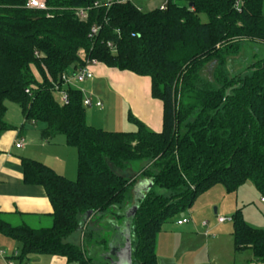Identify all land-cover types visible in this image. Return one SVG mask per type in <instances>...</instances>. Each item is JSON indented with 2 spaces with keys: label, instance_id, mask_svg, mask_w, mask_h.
<instances>
[{
  "label": "trees",
  "instance_id": "obj_1",
  "mask_svg": "<svg viewBox=\"0 0 264 264\" xmlns=\"http://www.w3.org/2000/svg\"><path fill=\"white\" fill-rule=\"evenodd\" d=\"M95 1L103 0H45L47 9L38 10L27 0H0L1 125L6 102H16L26 122L44 123V140L63 136L78 153L75 180L22 158L24 180L45 188L52 211L38 225L12 224L0 211V234L21 243L20 260L47 254L93 264L86 248L70 242L82 216L92 210L102 226L117 218L136 182L150 180L132 218L134 257L158 264L161 226L200 192L218 183L235 191L250 181L264 195L263 0H168L166 9L149 11L130 2L92 8ZM87 7L88 19L77 18ZM94 24L100 29L90 37ZM243 51L246 63L238 58ZM86 58L149 77L163 105L161 131L134 118L132 131L90 126L82 92L70 86L68 102H58L55 84ZM231 221L235 251L252 249L264 264V229L240 210ZM101 230L96 244L106 246Z\"/></svg>",
  "mask_w": 264,
  "mask_h": 264
},
{
  "label": "crops",
  "instance_id": "obj_2",
  "mask_svg": "<svg viewBox=\"0 0 264 264\" xmlns=\"http://www.w3.org/2000/svg\"><path fill=\"white\" fill-rule=\"evenodd\" d=\"M91 69L93 76L77 84L76 87H73L82 92L83 99H91L90 105H84L87 123L89 119H98L99 117L96 115H98L101 110H105L107 112V117L113 118L111 123L113 122L112 126L116 127L114 129L124 125L126 120L132 122L137 129V125L133 120L134 118L144 123L147 128L153 131H161L163 105L160 100L152 97L151 80L149 77L136 75L132 72L122 71L117 68H111L99 62L94 64ZM97 101L102 103L101 107L96 106ZM7 110H9V107ZM6 113L3 117L2 125L0 123V211L8 214L7 218L12 224H18L22 221L35 225L44 224L48 221V215L52 211V206L46 190L41 184L27 183L24 180L22 158L32 159L29 157L35 156H31V149L36 148L34 146L38 143V137L35 134L36 128L40 133L39 138L41 144L49 145L55 141H46L42 138L41 129L45 127L44 123L25 121L24 114L19 104L17 112L15 111L16 118L14 120L7 119ZM20 138L24 139L25 144L23 147L18 148L15 143ZM59 142H62L63 146H70L66 144L65 139ZM58 152L56 155H59ZM50 167L56 173L65 177L70 173L63 168H59V166L55 164ZM136 183H138L139 192L141 193L147 180H140ZM132 202L133 198L127 201V203ZM184 218H189V222L179 224L178 221ZM112 219L108 218L107 222ZM226 221L220 223L217 220V224H223ZM202 223L200 224L201 227H207L208 223L205 226H203ZM104 227L105 226H99L97 230L101 232V228L103 229ZM194 227H196V222L189 216L177 219L176 229L178 230L176 231L179 233L190 234L191 231L195 229ZM173 229H175V227H171V229L167 228L165 232H173ZM132 233H134L133 230ZM209 234V229L203 233L206 237H208ZM160 243L161 235L158 233L155 245L157 262L159 261L158 251ZM90 244H96V242ZM90 244H88V247ZM20 249L21 243L18 240L8 235L0 234V264H7V259H12L14 264H68L65 257L47 254H28L20 260L18 259ZM86 251H88L87 246ZM16 252L18 253L17 256L15 255ZM247 256L249 257L250 254ZM158 264L160 263L158 262ZM260 264L262 263L260 262Z\"/></svg>",
  "mask_w": 264,
  "mask_h": 264
},
{
  "label": "rangeland",
  "instance_id": "obj_3",
  "mask_svg": "<svg viewBox=\"0 0 264 264\" xmlns=\"http://www.w3.org/2000/svg\"><path fill=\"white\" fill-rule=\"evenodd\" d=\"M160 3L161 0L134 1V4L144 11L152 10L159 6ZM243 54L247 55L246 60L248 61V51H243L238 58H243ZM246 60L243 58L242 63H246ZM71 72L72 70H69V73ZM204 75H210V69H207ZM77 84L79 83L73 81L70 87H76ZM68 88L69 85L64 84L62 91H67ZM54 96L58 102L61 101L62 94L60 92L55 91ZM6 106L7 108L9 107L6 118L14 120L18 104L13 101H7ZM96 116L99 118L89 119L88 124L90 126L113 131H131L136 129L135 125L127 120L124 125L114 129L116 127L112 126L113 122L111 123L113 118H108L105 110H101ZM35 134L38 137V143L34 146L36 148H29L32 152L31 156H35L29 158L40 160L49 167L55 164L59 168L70 172L66 176L68 179L75 180L77 177V149L73 146H63L62 142H59L64 141L63 136H57L54 139L55 144L52 142L48 145L40 143V133L37 128ZM57 152L59 155H56ZM133 175V173L128 174L129 177ZM132 196L131 192L130 198ZM263 196L250 181L242 184L235 191H228L224 184L218 183L200 192L190 207L178 211L161 226L158 262L160 264H260L259 260L255 258L252 249H245L242 252L234 250L233 222L231 219L240 210L242 218L252 227L264 229V202L261 201ZM185 216L191 217L196 222V227L190 234L176 231L178 230L176 229L177 219ZM219 216H224L228 220L223 224H217ZM203 221H207V227L200 226ZM106 222L107 220L103 219L101 221L102 226H105ZM98 227L99 222H94L92 217L83 231H77L70 237V242L77 244L82 249H85L92 242L97 243L104 238L101 232L97 230ZM171 227H175L173 232H165L167 228L171 229ZM207 229H209L210 233L208 237L203 235ZM94 254L96 258L93 264H106L101 262L102 257H100L99 252ZM249 254L250 256L248 257L247 255ZM133 264H137L136 260H134Z\"/></svg>",
  "mask_w": 264,
  "mask_h": 264
},
{
  "label": "water",
  "instance_id": "obj_4",
  "mask_svg": "<svg viewBox=\"0 0 264 264\" xmlns=\"http://www.w3.org/2000/svg\"><path fill=\"white\" fill-rule=\"evenodd\" d=\"M189 5L193 6L192 3ZM151 186L152 182L147 180V183L144 185L142 192L140 193L138 183L135 184L132 189L133 202L126 203L121 209L116 208L117 218L115 217L111 221L106 222L107 224L103 228V232L108 235L106 246L90 244L89 247L87 246L89 257L95 259L96 256H94V253L99 252L100 257H102L101 262H105L106 264L134 263L135 248L133 242L136 240V236L132 233V218L136 214L139 200L144 198L145 193L151 188ZM93 215L94 212L88 210L82 216L77 231H82L85 228L87 221L92 218ZM101 216V214L98 215V217ZM105 219L107 220V218Z\"/></svg>",
  "mask_w": 264,
  "mask_h": 264
},
{
  "label": "built area",
  "instance_id": "obj_5",
  "mask_svg": "<svg viewBox=\"0 0 264 264\" xmlns=\"http://www.w3.org/2000/svg\"><path fill=\"white\" fill-rule=\"evenodd\" d=\"M136 0H103V1H95L93 3V5L91 6L92 8H101V7H105V8H110L112 5L114 4H120V3H133ZM167 2L168 0H162L161 4L158 6L160 9L164 10L166 9L167 6ZM26 7L28 8H32V9H38V10H46L47 9V4L45 2V0H27L26 2ZM91 7H87V8H78L76 10V16L77 18H79L80 20H87L88 16H89V9ZM139 8V7H138ZM100 27L97 26L96 24L92 25L91 30H90V37H94L98 31H99ZM97 63V60L94 58H86L84 61V64H81L79 66L76 67V69L74 71H72L71 73L67 72L65 74L62 75V84H55V91H58L62 94V98H61V103L65 104L68 102V94L67 91H62V87L64 84H68L69 86H71L72 82H78V83H82L84 81H86L87 79L91 78L93 76V72L91 67ZM28 91V90H27ZM83 104L84 105H90L91 104V99L89 98H84L83 99ZM96 106L101 107L102 103L100 101L96 102ZM25 144V141L23 138H20L19 140L16 141L15 145L18 148L23 147ZM261 201L264 202V196L261 198ZM189 218H184L182 220H179L178 223L179 224H183V223H188L189 222ZM227 219L225 217H219L218 221L220 223L226 221ZM203 226L207 225V222L204 221L202 223ZM17 252L15 253V255L17 256ZM7 264H14L12 259H7Z\"/></svg>",
  "mask_w": 264,
  "mask_h": 264
}]
</instances>
